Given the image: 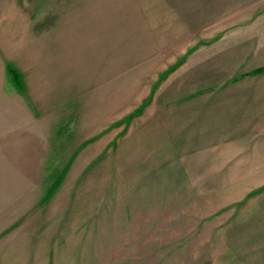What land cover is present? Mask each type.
Listing matches in <instances>:
<instances>
[{
    "label": "rangeland",
    "instance_id": "obj_1",
    "mask_svg": "<svg viewBox=\"0 0 264 264\" xmlns=\"http://www.w3.org/2000/svg\"><path fill=\"white\" fill-rule=\"evenodd\" d=\"M262 66L264 0H0V264H264Z\"/></svg>",
    "mask_w": 264,
    "mask_h": 264
},
{
    "label": "trees",
    "instance_id": "obj_2",
    "mask_svg": "<svg viewBox=\"0 0 264 264\" xmlns=\"http://www.w3.org/2000/svg\"><path fill=\"white\" fill-rule=\"evenodd\" d=\"M263 71H264V67H260V68H257V69L252 70L251 72H249L247 74H241V76H245V75H255V74L261 73Z\"/></svg>",
    "mask_w": 264,
    "mask_h": 264
},
{
    "label": "crops",
    "instance_id": "obj_3",
    "mask_svg": "<svg viewBox=\"0 0 264 264\" xmlns=\"http://www.w3.org/2000/svg\"><path fill=\"white\" fill-rule=\"evenodd\" d=\"M262 67H264V66H262ZM254 70V69H253ZM252 70H249V71H247V72H243V73H241V74H247V73H249V72H251ZM241 76V75H240ZM234 82H238L239 80L238 79H235V80H233Z\"/></svg>",
    "mask_w": 264,
    "mask_h": 264
}]
</instances>
